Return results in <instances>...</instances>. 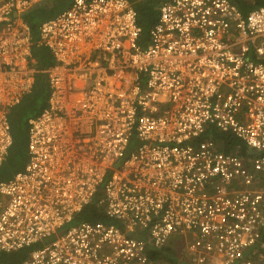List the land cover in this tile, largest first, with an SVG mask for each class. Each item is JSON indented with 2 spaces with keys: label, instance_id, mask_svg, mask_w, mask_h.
Here are the masks:
<instances>
[{
  "label": "built area",
  "instance_id": "1",
  "mask_svg": "<svg viewBox=\"0 0 264 264\" xmlns=\"http://www.w3.org/2000/svg\"><path fill=\"white\" fill-rule=\"evenodd\" d=\"M47 1L0 0V166L9 110L37 73L48 85L25 166L0 182V253L41 243L23 264H172L153 256L170 248L175 264H264V5L243 17L230 0H167L141 47L127 0H72L38 27L53 59L39 72L23 16ZM98 192L109 222L68 227Z\"/></svg>",
  "mask_w": 264,
  "mask_h": 264
},
{
  "label": "trees",
  "instance_id": "2",
  "mask_svg": "<svg viewBox=\"0 0 264 264\" xmlns=\"http://www.w3.org/2000/svg\"><path fill=\"white\" fill-rule=\"evenodd\" d=\"M136 12V25L140 28V36L138 44L143 47L147 44L148 33L158 18L159 6L167 0H127ZM238 9L240 14L245 17L251 10L264 5V0H230ZM72 0H48L45 4H51L49 9L39 8L30 10L24 16L23 20L28 25L30 31V40L32 43L31 56L34 61L35 68L41 72L53 65L49 51L46 48L37 46L38 27L46 20H49L59 13L63 12ZM48 85L46 76L42 73H37L34 76V86L32 92L25 97L19 105L9 110L8 121L10 124L12 145L9 150L6 161L1 165L4 167L8 164L10 172L5 173V177L0 179V182L9 180L14 174L23 170L26 160V131L27 120L37 115L42 111L47 102ZM17 124L20 125L21 131L16 130ZM214 139L222 143L224 152H236L235 147L238 142L235 138L228 135L216 134ZM136 146L135 141L131 140L127 149L128 153ZM242 152L243 149L240 148ZM0 167V168H1ZM98 192L91 202L83 207V209L75 215L73 221L68 227L80 222L96 223L109 222L104 215L103 207L98 205L100 197ZM41 243L31 245L28 248L21 249L11 253H0V264H23L28 255L39 248ZM175 251L170 248H165L153 254L154 258L175 264Z\"/></svg>",
  "mask_w": 264,
  "mask_h": 264
},
{
  "label": "rangeland",
  "instance_id": "3",
  "mask_svg": "<svg viewBox=\"0 0 264 264\" xmlns=\"http://www.w3.org/2000/svg\"><path fill=\"white\" fill-rule=\"evenodd\" d=\"M16 130L18 131V132H20L21 131V127H20V125H18L17 124V127H16ZM1 167V166H0ZM10 172V167H9V165L8 164H5V166L4 167H1L0 168V179H3L5 176V173L6 172ZM177 252V251H176ZM177 255H178V253H177Z\"/></svg>",
  "mask_w": 264,
  "mask_h": 264
},
{
  "label": "water",
  "instance_id": "4",
  "mask_svg": "<svg viewBox=\"0 0 264 264\" xmlns=\"http://www.w3.org/2000/svg\"><path fill=\"white\" fill-rule=\"evenodd\" d=\"M41 7L44 9H49L51 7V4L36 5L35 7H33V10H37Z\"/></svg>",
  "mask_w": 264,
  "mask_h": 264
},
{
  "label": "crops",
  "instance_id": "5",
  "mask_svg": "<svg viewBox=\"0 0 264 264\" xmlns=\"http://www.w3.org/2000/svg\"><path fill=\"white\" fill-rule=\"evenodd\" d=\"M3 182V181H2Z\"/></svg>",
  "mask_w": 264,
  "mask_h": 264
}]
</instances>
